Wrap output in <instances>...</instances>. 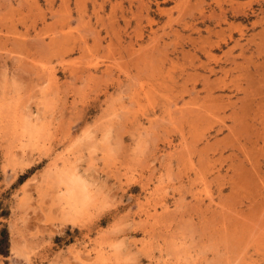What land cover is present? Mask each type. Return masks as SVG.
Returning a JSON list of instances; mask_svg holds the SVG:
<instances>
[{"label": "rangeland", "instance_id": "obj_1", "mask_svg": "<svg viewBox=\"0 0 264 264\" xmlns=\"http://www.w3.org/2000/svg\"><path fill=\"white\" fill-rule=\"evenodd\" d=\"M3 229L0 264H264V0H0Z\"/></svg>", "mask_w": 264, "mask_h": 264}, {"label": "trees", "instance_id": "obj_2", "mask_svg": "<svg viewBox=\"0 0 264 264\" xmlns=\"http://www.w3.org/2000/svg\"><path fill=\"white\" fill-rule=\"evenodd\" d=\"M2 235V239L0 240V254H5L7 255V248H8V233L5 229H3L0 233ZM2 243L5 244V246L2 247Z\"/></svg>", "mask_w": 264, "mask_h": 264}, {"label": "bare ground", "instance_id": "obj_3", "mask_svg": "<svg viewBox=\"0 0 264 264\" xmlns=\"http://www.w3.org/2000/svg\"><path fill=\"white\" fill-rule=\"evenodd\" d=\"M224 13V12H223Z\"/></svg>", "mask_w": 264, "mask_h": 264}]
</instances>
